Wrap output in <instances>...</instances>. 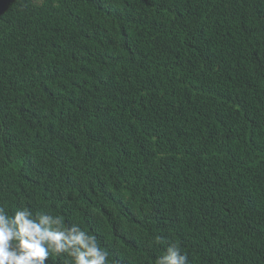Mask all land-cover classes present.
I'll list each match as a JSON object with an SVG mask.
<instances>
[{"label": "trees", "instance_id": "1", "mask_svg": "<svg viewBox=\"0 0 264 264\" xmlns=\"http://www.w3.org/2000/svg\"><path fill=\"white\" fill-rule=\"evenodd\" d=\"M0 207L264 264V0H0Z\"/></svg>", "mask_w": 264, "mask_h": 264}, {"label": "clouds", "instance_id": "2", "mask_svg": "<svg viewBox=\"0 0 264 264\" xmlns=\"http://www.w3.org/2000/svg\"><path fill=\"white\" fill-rule=\"evenodd\" d=\"M155 242L162 244L163 237ZM51 254L71 258L72 264H107L108 252L96 237L78 225L65 227L63 220L47 212L28 208L10 216L0 207V264H47ZM188 257L178 245L168 244L155 264H187Z\"/></svg>", "mask_w": 264, "mask_h": 264}]
</instances>
